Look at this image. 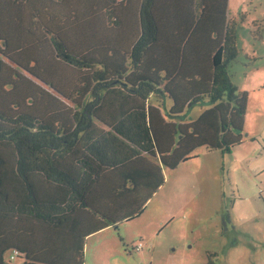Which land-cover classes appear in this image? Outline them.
<instances>
[{
  "label": "trees",
  "instance_id": "1",
  "mask_svg": "<svg viewBox=\"0 0 264 264\" xmlns=\"http://www.w3.org/2000/svg\"><path fill=\"white\" fill-rule=\"evenodd\" d=\"M228 7L0 0V216L15 258L58 264L65 236L64 263L84 264L87 239L143 215L166 172L200 148L243 144L248 94L229 75Z\"/></svg>",
  "mask_w": 264,
  "mask_h": 264
},
{
  "label": "rangeland",
  "instance_id": "2",
  "mask_svg": "<svg viewBox=\"0 0 264 264\" xmlns=\"http://www.w3.org/2000/svg\"><path fill=\"white\" fill-rule=\"evenodd\" d=\"M228 18L238 49L230 79L248 94L243 144L230 153L200 148L166 172L143 215L87 239L84 264H264V0H229ZM209 107L195 106L183 122ZM145 158L160 167L154 153ZM9 231L0 226V248ZM11 256L1 253V264L25 260Z\"/></svg>",
  "mask_w": 264,
  "mask_h": 264
},
{
  "label": "crops",
  "instance_id": "3",
  "mask_svg": "<svg viewBox=\"0 0 264 264\" xmlns=\"http://www.w3.org/2000/svg\"><path fill=\"white\" fill-rule=\"evenodd\" d=\"M251 141L252 138H251ZM0 226H7V227H11V224H12V221L10 219H7V218H4L2 216H0ZM9 232H10V237H9ZM7 234H6V243L4 244L3 247L0 248V254L4 251H7V250H12V244H11V231H9ZM65 242H66V238L65 236H58V237H55V241H54V256H55V262L58 263V264H65V256H64V248H65ZM13 253H14V250H13ZM13 256H11L10 260H14L12 259ZM2 263V261L0 260V264ZM5 264V262H4ZM7 264H10V263H7ZM23 264H27V261L24 260Z\"/></svg>",
  "mask_w": 264,
  "mask_h": 264
},
{
  "label": "built area",
  "instance_id": "4",
  "mask_svg": "<svg viewBox=\"0 0 264 264\" xmlns=\"http://www.w3.org/2000/svg\"><path fill=\"white\" fill-rule=\"evenodd\" d=\"M142 245H139L138 247L135 248L136 252H140L142 250ZM12 259H15V257L13 256Z\"/></svg>",
  "mask_w": 264,
  "mask_h": 264
},
{
  "label": "water",
  "instance_id": "5",
  "mask_svg": "<svg viewBox=\"0 0 264 264\" xmlns=\"http://www.w3.org/2000/svg\"><path fill=\"white\" fill-rule=\"evenodd\" d=\"M15 253V252H14Z\"/></svg>",
  "mask_w": 264,
  "mask_h": 264
}]
</instances>
